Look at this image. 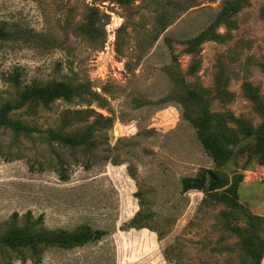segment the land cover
Instances as JSON below:
<instances>
[{
    "label": "rangeland",
    "instance_id": "1",
    "mask_svg": "<svg viewBox=\"0 0 264 264\" xmlns=\"http://www.w3.org/2000/svg\"><path fill=\"white\" fill-rule=\"evenodd\" d=\"M0 30V109L33 85L75 89L9 114L30 131L0 127V264H254L264 0H0ZM187 115L210 118L208 149ZM201 174L203 192L183 191ZM86 227L103 237L39 253L4 243Z\"/></svg>",
    "mask_w": 264,
    "mask_h": 264
},
{
    "label": "trees",
    "instance_id": "2",
    "mask_svg": "<svg viewBox=\"0 0 264 264\" xmlns=\"http://www.w3.org/2000/svg\"><path fill=\"white\" fill-rule=\"evenodd\" d=\"M119 2L127 4L130 0H119ZM5 32L0 30V37H5ZM206 32L203 33L198 39L202 38V36H206ZM15 83H19L17 79H15ZM75 93V89L71 88L67 84L57 83L52 86H40L33 85L32 87H27L25 92L20 97V100L17 102L10 101L4 104L0 109V127L7 126L13 129L16 134H22L26 131H30L28 127L21 124L19 121H13L9 119V114L18 108H21L23 105L33 101H40L45 105H49L54 102L55 99L59 97H63L66 100L72 99ZM262 107V105H259ZM200 118V117H199ZM199 118L190 117L187 115V119L191 121V123L198 128L199 130V138L203 145L208 149L207 142L204 140L201 133V120ZM205 125V128L210 127V118L206 117L205 120H202ZM239 122V121H238ZM205 130V129H204ZM203 130V131H204ZM205 132V131H204ZM59 139L63 142L70 144L71 146H78L83 143V139L78 136H60ZM216 156V155H215ZM227 182L222 179V176L219 174L214 175V181L211 183V187L214 190H218L224 187ZM207 183V177L205 174H201L196 178H185L183 180V191L188 192L190 190H199L202 191L205 189ZM255 220L261 221L263 220L260 217H254ZM104 233L101 231H92V229L86 227L85 231L80 232H68L66 230H40L33 231L32 233L22 234L18 230L13 229L9 233L4 236V243L7 244L11 248L18 247H28L33 249L35 253L42 252V247H50V246H58L64 248H71L74 246L84 245L86 242L91 239H99L103 237ZM257 242L253 238L248 239L244 243L245 250L249 254L255 255L257 252L256 246ZM264 258V241L260 242V249L258 253H256L254 264H262ZM38 261V260H37Z\"/></svg>",
    "mask_w": 264,
    "mask_h": 264
}]
</instances>
